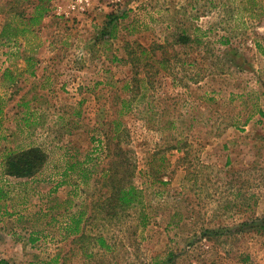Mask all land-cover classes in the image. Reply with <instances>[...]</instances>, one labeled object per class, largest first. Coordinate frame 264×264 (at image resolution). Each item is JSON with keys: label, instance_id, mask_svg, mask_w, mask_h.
<instances>
[{"label": "rangeland", "instance_id": "rangeland-1", "mask_svg": "<svg viewBox=\"0 0 264 264\" xmlns=\"http://www.w3.org/2000/svg\"><path fill=\"white\" fill-rule=\"evenodd\" d=\"M35 3L0 0V17L21 31ZM48 6L47 32L33 26L7 50L17 59L16 44L34 53L43 37L71 34L58 49L87 106L29 127L47 156L42 177L24 186L0 173L14 203L9 214L0 205V264H264V0ZM8 65L0 55V72ZM131 187L144 207L120 206ZM80 213L82 234L69 236ZM197 234L214 235L220 252L193 250Z\"/></svg>", "mask_w": 264, "mask_h": 264}, {"label": "crops", "instance_id": "crops-1", "mask_svg": "<svg viewBox=\"0 0 264 264\" xmlns=\"http://www.w3.org/2000/svg\"><path fill=\"white\" fill-rule=\"evenodd\" d=\"M257 1L259 2V0ZM257 8L258 6L255 10ZM63 11L68 14V20L75 19L74 17L76 16H73L74 13H71L69 7L66 6V9ZM54 13V10L52 13L49 11L48 15L42 21L41 27L45 30V33L47 32L50 23L53 21L55 16ZM77 16H79V14H77ZM8 22L7 16L5 14L3 16L1 15L0 55H2L3 61H7V63L9 61L8 68L0 72V157L2 156L3 159L4 155L9 151L19 153L38 146L35 145V143L29 142V144L27 142L29 140L28 138L32 136L29 130L30 126H36L38 123L41 125V131H45V126L62 121L63 111H66L69 108L86 107L87 105H84L83 103L84 100L88 98L85 97V92L87 91V88H85L86 86H75V83L71 80L73 73L77 76L80 72L69 71L63 64L68 61L67 59L72 58L68 56L66 57L67 59L64 58V56H61V52H59L58 49L62 47V44L65 41L67 42L71 40V34H67V36H64L63 39H61L62 36L60 38L59 32H55V36H57L58 39L56 42H53L56 37L53 40H49L48 37H43L39 48L37 50L35 49L36 51L34 53L25 52L23 51L25 48L21 47L20 44H16L18 50L21 51L20 53H16L17 59H13V53L10 52L9 49L7 50L10 42L2 37L3 29ZM54 24L59 25L55 21ZM256 43H259V41ZM142 47L143 50L141 55L145 53L146 50V54L142 56H147L149 54V46ZM62 65L64 66V70L60 69ZM65 70L67 71L65 72ZM103 87L104 85H100L98 91ZM68 91L73 93L76 92L77 96L80 97L79 102L73 100L72 102L75 104H69L67 95H65ZM92 103L97 104V102ZM87 104H89V102H87ZM51 111L55 113L54 116H51ZM56 117L58 120H54ZM37 130L33 131V133L38 136ZM22 141L24 143V145L21 144L23 147H19L20 145L11 147L9 144ZM2 163H4V161H0V173H4V176L13 178L16 182L20 181L18 183H23L24 186L29 184L31 179H34L33 177L18 178L8 176L5 173L6 171ZM45 169L46 167L44 166L41 172L37 175V179L42 177L40 175L45 173ZM2 177L3 176L1 175L0 205H2L1 207H4L5 213L9 214V203H11L12 207L14 203L9 199L10 192L5 191L6 188L4 187V182L1 181ZM2 219L3 217L1 216L0 220L2 221ZM213 238L214 235L205 236L197 234L194 239V244L196 246H191V248H193V250L197 246H200V249H203V247L205 249L211 248L216 254L217 252H220V249L219 247H215V243L212 241ZM206 263V260H202L201 258H197L193 261V264Z\"/></svg>", "mask_w": 264, "mask_h": 264}, {"label": "trees", "instance_id": "trees-1", "mask_svg": "<svg viewBox=\"0 0 264 264\" xmlns=\"http://www.w3.org/2000/svg\"><path fill=\"white\" fill-rule=\"evenodd\" d=\"M49 0H36V3L33 4V14L31 18L28 20V27L22 28L20 31V22H11L5 25L2 37L5 38L8 42L10 40H15V43L18 42V35H32L33 31L31 28L33 26L41 25L44 18L48 15L50 11V7L48 6ZM20 19L21 16H20ZM18 21V20H17ZM19 23V24H18ZM104 33H108L107 28ZM146 54L143 53L142 55ZM138 61L141 60L137 59ZM4 169L5 173L8 176L13 177H37V175L41 172L44 165L47 163V156L40 148H31L30 150L16 153L15 151H9L4 155ZM73 169V166L70 167ZM119 204L121 207L125 208H139L144 207L143 196L141 192H139L135 187L129 188V190L123 189L121 191V197L119 198ZM82 213L79 215L78 220H73V225L64 228L67 231L68 235L78 236L82 234ZM73 219V218H72ZM32 243L36 241V239L30 240ZM96 241L100 244L101 248L109 249V246L104 237H98ZM31 264H59V257L54 260L41 261V262H33Z\"/></svg>", "mask_w": 264, "mask_h": 264}, {"label": "built area", "instance_id": "built-area-1", "mask_svg": "<svg viewBox=\"0 0 264 264\" xmlns=\"http://www.w3.org/2000/svg\"><path fill=\"white\" fill-rule=\"evenodd\" d=\"M7 65H8V63H7Z\"/></svg>", "mask_w": 264, "mask_h": 264}]
</instances>
